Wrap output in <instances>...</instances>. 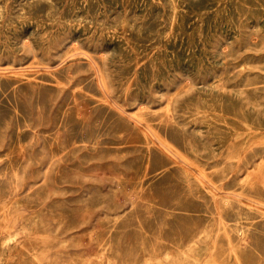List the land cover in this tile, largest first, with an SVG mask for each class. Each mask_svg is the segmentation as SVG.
<instances>
[{"label":"rangeland","instance_id":"1","mask_svg":"<svg viewBox=\"0 0 264 264\" xmlns=\"http://www.w3.org/2000/svg\"><path fill=\"white\" fill-rule=\"evenodd\" d=\"M0 264H264V0H0Z\"/></svg>","mask_w":264,"mask_h":264},{"label":"bare ground","instance_id":"2","mask_svg":"<svg viewBox=\"0 0 264 264\" xmlns=\"http://www.w3.org/2000/svg\"><path fill=\"white\" fill-rule=\"evenodd\" d=\"M89 59V58H88ZM93 64V63H92ZM21 70V69H20ZM98 74V73H97ZM99 80V79H98ZM101 84V83H100ZM115 106V105H114ZM117 107V106H116ZM80 115H81V113H80ZM140 126V125H139ZM143 126V125H142ZM146 126V125H145ZM149 129V128H148ZM152 132V131H151ZM150 132V133H151ZM151 136V135H150ZM165 147V146H164ZM171 148V147H170ZM164 149V148H163ZM168 149V148H167ZM170 152H172L171 150H170ZM173 153V152H172ZM178 157V156H177ZM182 160V159H181ZM191 166V165H190ZM198 176V175H197ZM201 179V178H200ZM210 191V190H209ZM219 215V214H218Z\"/></svg>","mask_w":264,"mask_h":264}]
</instances>
